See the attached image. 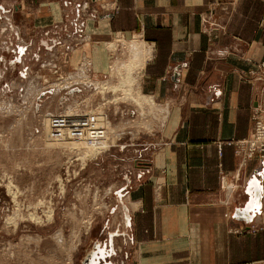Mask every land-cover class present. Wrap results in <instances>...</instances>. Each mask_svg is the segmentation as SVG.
Wrapping results in <instances>:
<instances>
[{
    "label": "crops",
    "instance_id": "0c3cea01",
    "mask_svg": "<svg viewBox=\"0 0 264 264\" xmlns=\"http://www.w3.org/2000/svg\"><path fill=\"white\" fill-rule=\"evenodd\" d=\"M100 3L0 0V18L9 15L23 39L19 60L38 41L71 68L90 57L97 76L106 73L108 38L137 35L150 47L140 84L166 116L119 184L123 217L119 233L98 244L104 264H264V157L245 160L228 142L253 131L264 0ZM81 32L91 38L74 46Z\"/></svg>",
    "mask_w": 264,
    "mask_h": 264
},
{
    "label": "rangeland",
    "instance_id": "374dc122",
    "mask_svg": "<svg viewBox=\"0 0 264 264\" xmlns=\"http://www.w3.org/2000/svg\"><path fill=\"white\" fill-rule=\"evenodd\" d=\"M81 10L88 18L87 5ZM8 18H0V264H86L100 254L99 242L119 233V184L165 116L156 101L140 99L146 62L137 71L130 51L137 35L104 41L106 73L97 76L90 57L71 68L38 41L19 60L23 39ZM58 25H51L55 36ZM83 34L72 37L74 46L91 38ZM137 39L140 53L151 56ZM128 70L133 81L121 83Z\"/></svg>",
    "mask_w": 264,
    "mask_h": 264
},
{
    "label": "built area",
    "instance_id": "2783aa9c",
    "mask_svg": "<svg viewBox=\"0 0 264 264\" xmlns=\"http://www.w3.org/2000/svg\"><path fill=\"white\" fill-rule=\"evenodd\" d=\"M138 38V37H137ZM141 38V37H140ZM142 39V38H141ZM143 40V39H142ZM262 68L261 75L264 77V61H261L259 64ZM260 99L258 103L253 107L252 111V120H253V131L252 133L243 139H236L232 141H228L229 143H235L236 153L243 157V159H248L253 156L264 157V87L260 93ZM96 132L95 134H99L100 130H91L87 137L88 140L91 139L90 134ZM94 134V135H95ZM219 147L221 149L222 144L219 143ZM264 228V226H263Z\"/></svg>",
    "mask_w": 264,
    "mask_h": 264
},
{
    "label": "bare ground",
    "instance_id": "6f19581e",
    "mask_svg": "<svg viewBox=\"0 0 264 264\" xmlns=\"http://www.w3.org/2000/svg\"><path fill=\"white\" fill-rule=\"evenodd\" d=\"M131 43V47H130V51H131V54L133 55V57H135V58H133L134 59V62H135V67H136V69H137V71L139 70V66H141L143 63H144V61L149 57V50H147L148 51V53L146 52V55L144 54H141L140 53V50H141V47H142V45H141V42H140V40L139 39H137V38H135V40H131L130 41ZM144 46H145V44H144ZM146 48V47H145ZM118 53V52H117ZM131 58V57H130ZM117 62V61H116ZM123 63V62H122ZM122 66V65H121ZM121 66L118 64V67L116 66V68L118 69V68H120L119 69V71H121ZM131 66V65H130ZM130 66H129V69H130ZM122 68H123V66H122ZM127 69H128V67H127ZM132 70V69H131ZM128 73H127V75L121 80L122 82L121 83H124L125 81H127V82H129L130 80H132L133 81V79H134V77H132L131 76V74H130V70H128L127 71ZM136 75V74H135ZM134 75V76H135ZM132 77V78H131ZM138 77V76H137ZM128 79H129V81H128ZM139 81V80H138ZM68 82V81H67ZM134 82H135V80H134ZM134 82H131V85H133L132 83H134ZM136 83V82H135ZM134 83V84H135ZM83 84V83H82ZM139 85V84H138ZM123 86V85H122ZM138 87H140V86H138ZM137 87V88H138ZM121 88V87H120ZM131 89H132V87H131ZM138 90V89H137ZM130 91V88L128 89V92ZM132 92V91H131ZM130 92V94H132ZM128 94V93H127ZM140 99H143V102H147V103H149V104H151L152 106H153V104H155L154 102V99H152L150 96H147V95H145L144 94V96H142V98H140ZM141 101V100H140ZM138 104V103H137ZM153 108V107H152ZM152 112V111H151ZM150 113V112H149ZM156 113V112H155ZM167 113V112H166ZM164 116H166L165 114H164ZM150 117V116H149ZM163 119V118H162ZM107 144V143H106ZM103 147H106V145H102V146H97V147H95L94 149H92L91 151H90V155L92 156V155H96V153L97 152H101L100 151V149L101 148H103ZM98 154V153H97ZM244 163V162H243ZM16 188V187H15ZM37 211V210H36ZM103 247H101L100 248V252H102V253H104L103 252ZM93 253H97L96 251H93ZM93 253L91 254V256H90V259H89V264H98L99 263V260H97L98 258H100V257H98V256H96V257H92L93 256Z\"/></svg>",
    "mask_w": 264,
    "mask_h": 264
},
{
    "label": "water",
    "instance_id": "95a60500",
    "mask_svg": "<svg viewBox=\"0 0 264 264\" xmlns=\"http://www.w3.org/2000/svg\"><path fill=\"white\" fill-rule=\"evenodd\" d=\"M86 264H89V258L86 260Z\"/></svg>",
    "mask_w": 264,
    "mask_h": 264
}]
</instances>
